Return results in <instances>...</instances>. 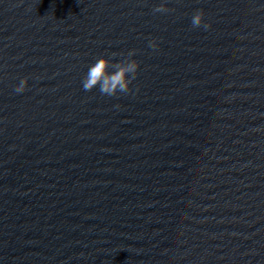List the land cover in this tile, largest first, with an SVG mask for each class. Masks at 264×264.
<instances>
[{"label": "water", "instance_id": "1", "mask_svg": "<svg viewBox=\"0 0 264 264\" xmlns=\"http://www.w3.org/2000/svg\"><path fill=\"white\" fill-rule=\"evenodd\" d=\"M0 264H264V0H0Z\"/></svg>", "mask_w": 264, "mask_h": 264}, {"label": "clouds", "instance_id": "2", "mask_svg": "<svg viewBox=\"0 0 264 264\" xmlns=\"http://www.w3.org/2000/svg\"><path fill=\"white\" fill-rule=\"evenodd\" d=\"M173 11L166 6V3H161L159 6L153 9L154 13H167ZM192 26L194 28L203 27L205 30L211 27L210 23H205V12L203 10H197L191 19ZM149 47L156 49L158 44L153 39ZM117 53H112V58L104 56L98 58L94 64H92L83 81L82 86L85 91H91L94 88L99 87V91L102 95L116 96L119 93H129L132 82L138 75V69L140 64L137 60L133 59L136 55V50H131L127 53V58L121 59L119 62H114V57ZM28 88V78L25 77L20 81L15 88L16 93H23ZM259 131V129H256Z\"/></svg>", "mask_w": 264, "mask_h": 264}]
</instances>
